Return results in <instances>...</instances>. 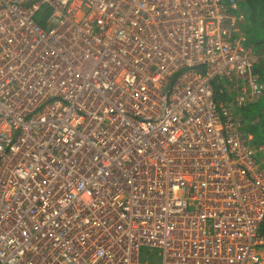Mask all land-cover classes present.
<instances>
[{"label": "built area", "instance_id": "1", "mask_svg": "<svg viewBox=\"0 0 264 264\" xmlns=\"http://www.w3.org/2000/svg\"><path fill=\"white\" fill-rule=\"evenodd\" d=\"M243 2L0 0V264H264Z\"/></svg>", "mask_w": 264, "mask_h": 264}, {"label": "trees", "instance_id": "2", "mask_svg": "<svg viewBox=\"0 0 264 264\" xmlns=\"http://www.w3.org/2000/svg\"><path fill=\"white\" fill-rule=\"evenodd\" d=\"M240 8L245 16V21L247 20L248 24L252 25L254 29L264 30V0H244V2L240 5ZM243 8H244V11H243ZM37 20L39 21V23H41L42 21L40 17H38ZM258 74H259V77L262 80H264V72H262L261 69H258ZM219 86L220 84L218 82L214 83L216 101L227 102V97L224 95V93L219 92ZM252 107L239 111L240 112L239 114L246 116L249 113L252 116L260 117L261 115L259 116L257 113L251 111ZM261 119H262L261 124L262 126H264V118L262 116L260 117V121ZM260 121L258 122L257 125H254L248 128V132L251 133L254 137L255 144L264 143L262 137L259 134V129H258V125ZM259 233L262 235L264 231H260L259 229Z\"/></svg>", "mask_w": 264, "mask_h": 264}, {"label": "rangeland", "instance_id": "3", "mask_svg": "<svg viewBox=\"0 0 264 264\" xmlns=\"http://www.w3.org/2000/svg\"><path fill=\"white\" fill-rule=\"evenodd\" d=\"M243 11H244V8H243ZM238 26L241 27V28H244V33L247 34L248 40H247L246 45L250 46L251 45L250 44V40L252 39L253 40V45L255 46V50H258L259 47H258V45H255V43H256V41H261L260 39L263 36L262 31L260 29H258V30L254 29V27L252 25L247 23V20L243 21V23H240ZM259 67L260 66L257 64L256 65V69H258ZM251 107H252L251 111H253V112L257 113V114H261V116L264 118V112L261 113L262 110L264 109V96L261 99V101H259L256 104L251 105ZM261 122H262V119H261V121H260V123L258 125V129H259V134H260V136L262 137V139L264 141V126H262ZM260 231H264V218H263V220H262V222L260 224ZM261 236H262V238H264V233H262ZM144 251H145V249L142 250V256H143V252ZM261 252H262V255L264 257V249ZM153 254H154V256H156L157 250H153ZM145 260H146V258H145V256H143L142 257V261H145ZM155 260H157V259H155Z\"/></svg>", "mask_w": 264, "mask_h": 264}, {"label": "crops", "instance_id": "4", "mask_svg": "<svg viewBox=\"0 0 264 264\" xmlns=\"http://www.w3.org/2000/svg\"><path fill=\"white\" fill-rule=\"evenodd\" d=\"M261 31H262V33H263V36H262V38L260 39L261 41H256V43H255V45H258V47H259V49L262 47V46H264V30H262V29H260ZM247 40H248V37H247ZM250 44H253V40L251 39L250 40ZM253 49H254V52L257 54V55H259L258 54V51H259V49L258 50H255V46L253 45ZM259 60V59H258ZM261 63L262 64H260L258 61H257V63H256V65L258 64L260 67L258 68V69H261V71L262 72H264V56L262 57V60H261ZM256 65H255V68H256ZM258 69H256L257 71H258ZM264 112V109L262 110V112L261 113H263ZM259 116L261 115V114H258ZM261 117V116H260Z\"/></svg>", "mask_w": 264, "mask_h": 264}, {"label": "water", "instance_id": "5", "mask_svg": "<svg viewBox=\"0 0 264 264\" xmlns=\"http://www.w3.org/2000/svg\"><path fill=\"white\" fill-rule=\"evenodd\" d=\"M263 53H264V46L261 47V48L259 49V51H258V54H259V56H260L258 62H259L260 64H262V63H261V57H262Z\"/></svg>", "mask_w": 264, "mask_h": 264}, {"label": "clouds", "instance_id": "6", "mask_svg": "<svg viewBox=\"0 0 264 264\" xmlns=\"http://www.w3.org/2000/svg\"><path fill=\"white\" fill-rule=\"evenodd\" d=\"M245 21V20H244ZM242 32L244 33V28H242ZM244 35H245V38H246V43H247V34H245L244 33ZM264 41V40H263ZM251 46L253 47V44H251ZM263 47V46H262ZM264 56V53H263V55H262V57ZM260 57V56H259ZM262 57H261V60H262ZM256 69V68H255Z\"/></svg>", "mask_w": 264, "mask_h": 264}]
</instances>
